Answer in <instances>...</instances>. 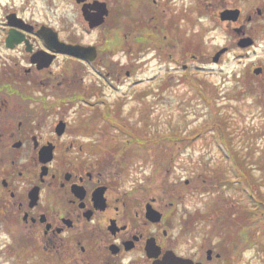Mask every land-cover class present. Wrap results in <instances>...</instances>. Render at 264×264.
Here are the masks:
<instances>
[{
    "label": "flooded vegetation",
    "instance_id": "af4514ba",
    "mask_svg": "<svg viewBox=\"0 0 264 264\" xmlns=\"http://www.w3.org/2000/svg\"><path fill=\"white\" fill-rule=\"evenodd\" d=\"M235 1L212 4L219 10L208 9L209 15L222 21L226 11L240 10L239 20L230 21L235 40L253 38L264 10L244 16ZM193 2L195 15L205 16ZM174 3L0 0V264H255L235 252L240 240L208 249L191 245L188 217L176 222L175 204L160 199L141 176L112 172L97 153L106 142L91 136L103 131L85 124L115 106L98 93L107 80L117 86L115 72L133 78L140 68L138 60L114 55L133 51L130 46L151 50L156 59L169 52ZM93 34L103 41H85ZM79 46L88 57L63 50ZM82 64L102 76L101 85L88 93L57 90ZM91 100H102L101 108ZM81 101L96 108L85 120L73 119Z\"/></svg>",
    "mask_w": 264,
    "mask_h": 264
},
{
    "label": "rangeland",
    "instance_id": "374dc122",
    "mask_svg": "<svg viewBox=\"0 0 264 264\" xmlns=\"http://www.w3.org/2000/svg\"><path fill=\"white\" fill-rule=\"evenodd\" d=\"M218 1L198 0L208 14L201 16L191 8L193 0H175V42L161 58L135 46H130L133 51L114 55L126 63L138 60L140 68L127 79L125 73L114 71L117 86L107 80L98 93L109 96L115 106L108 111L102 106L105 115L96 114L98 118L85 124L103 131L91 136L106 142L97 153L112 172L141 176L160 199L175 204L176 222L188 217L186 236L191 245L208 249L218 242L240 240L235 252L249 254L246 262L264 264V223L258 232L253 230L254 220L261 216L260 205L264 213V14L256 15L255 45L242 49L237 46L240 39L235 40V24L221 21L217 13V17L209 15L210 10H219L211 8L212 4L230 0ZM234 6L247 16L264 10V0H236ZM103 38L93 34L85 41ZM224 46L230 51L214 62ZM75 66L70 78L59 80L62 86L58 84L57 90L88 93L93 85H101L102 76L95 69ZM97 102L99 107L103 103L90 101ZM95 108L78 102L73 119L82 116L85 120ZM136 138L142 140L141 145ZM135 146L142 147V155L130 160L115 152L126 147L128 153Z\"/></svg>",
    "mask_w": 264,
    "mask_h": 264
},
{
    "label": "water",
    "instance_id": "95a60500",
    "mask_svg": "<svg viewBox=\"0 0 264 264\" xmlns=\"http://www.w3.org/2000/svg\"><path fill=\"white\" fill-rule=\"evenodd\" d=\"M241 15L240 10H235V11H226L223 15H222V21H233L236 22L237 20H239ZM238 32H241L240 30ZM241 34V33H239ZM254 41L252 38L250 37H242L240 42L238 43L239 47L244 49V48H248L253 46ZM64 51H66L67 53L73 54V55H77L79 57H88V49L84 48V47H64L63 48ZM225 52H227V49H223L221 51H219L217 53V55L214 58V62H218L219 58L221 57L222 54H224ZM91 60L94 58H90ZM261 68L257 69L255 71L256 74H259L261 72ZM211 253V252H210Z\"/></svg>",
    "mask_w": 264,
    "mask_h": 264
},
{
    "label": "trees",
    "instance_id": "16d2710c",
    "mask_svg": "<svg viewBox=\"0 0 264 264\" xmlns=\"http://www.w3.org/2000/svg\"><path fill=\"white\" fill-rule=\"evenodd\" d=\"M160 140H161V138H159ZM136 140H138V138H136ZM138 141H141L140 142V145L142 144V140H138ZM155 146H157V145H155ZM138 148V149H137ZM136 148V146L135 147H132V148H130V150H129V152L127 153V151L126 150H128L126 147H125V149L124 150H120V149H117V150H115V152L116 151H118V153L121 155L122 153V156H123V158H124V160H130L132 157H134V156H141L142 155V151L140 150L139 151V149H141L140 147H137ZM126 151V152H125ZM121 152V153H120ZM155 157H157L156 156V154H155V152L154 153H152ZM249 184L251 185V188H252V191L254 192L255 191V187H254V184H251V182L249 181ZM261 208V205L259 206V213L261 214V216L258 218V219H256V220H254V226H256V228L255 229H253L254 230V232H256L257 230H258V226L260 225V223L263 225V223H264V213L262 212V208ZM249 213V212H248ZM263 214V215H262ZM251 220V215L249 214V215H247V221L249 222ZM251 227H253L252 225H251ZM252 231V230H251ZM258 232V231H257ZM257 234V233H256Z\"/></svg>",
    "mask_w": 264,
    "mask_h": 264
}]
</instances>
